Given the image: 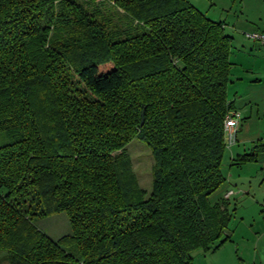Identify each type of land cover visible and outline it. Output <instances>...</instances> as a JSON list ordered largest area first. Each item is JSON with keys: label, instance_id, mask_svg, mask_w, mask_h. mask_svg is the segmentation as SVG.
I'll use <instances>...</instances> for the list:
<instances>
[{"label": "trees", "instance_id": "obj_1", "mask_svg": "<svg viewBox=\"0 0 264 264\" xmlns=\"http://www.w3.org/2000/svg\"><path fill=\"white\" fill-rule=\"evenodd\" d=\"M223 25L188 0H0L8 264H192L230 239L235 206L209 201L234 111ZM133 139L150 148L149 194L123 151ZM60 212L68 234L35 225Z\"/></svg>", "mask_w": 264, "mask_h": 264}, {"label": "rangeland", "instance_id": "obj_2", "mask_svg": "<svg viewBox=\"0 0 264 264\" xmlns=\"http://www.w3.org/2000/svg\"><path fill=\"white\" fill-rule=\"evenodd\" d=\"M190 1L208 18L215 21L230 24L234 15L239 14V10L226 7L228 0ZM106 9L112 14L119 15L111 6H107ZM247 15L256 14L247 13ZM115 21L117 23V19ZM227 90L228 98H233L232 87H227ZM234 103L235 109L242 113V107L245 104L241 106L239 101H234ZM243 115L245 114L242 113L240 121H247L249 130L246 134L243 133L247 139L238 138L235 149L238 148L237 151L241 154L248 153L256 142L264 144V107L262 105L257 108L254 105L250 119L243 118ZM6 141V136L0 132V145ZM123 151L130 160L137 184L149 194L152 188L153 164L150 148L145 142L133 139L124 146ZM221 171L225 175V180L209 195V201L214 203L222 197L225 191L231 189L232 193L228 197L231 206H235V210L225 231L230 239L215 251L194 250L192 264H264V151L258 153L256 160L239 163H232L226 151ZM35 225L52 239H57L70 232L68 219L64 212L39 218L35 221ZM3 253L0 251V264H8L3 259Z\"/></svg>", "mask_w": 264, "mask_h": 264}, {"label": "crops", "instance_id": "obj_3", "mask_svg": "<svg viewBox=\"0 0 264 264\" xmlns=\"http://www.w3.org/2000/svg\"><path fill=\"white\" fill-rule=\"evenodd\" d=\"M188 1L191 2L190 0ZM193 5L195 6V4ZM226 7L239 10V14H235L234 18H232V23L227 24L222 21L225 33L232 38L229 55L231 69L228 88L229 86L232 87L231 95L233 98L228 99L232 102L233 109L239 120L235 142L230 146L226 145L225 150V153L228 151L230 161L234 163L235 156L241 154L237 151L238 148L235 149L238 138L247 139L243 133L246 134V131L249 130V123L240 121L242 113L245 114L243 118L247 117L250 119L254 105L257 108L262 105L264 107V47L258 42L248 39L243 34L244 32L264 30V0H228ZM247 13L256 15L251 16L247 15ZM227 28L229 29L228 32ZM234 101L241 102V106L245 104L242 107V113L235 109ZM228 191H225L222 197H226L225 194Z\"/></svg>", "mask_w": 264, "mask_h": 264}, {"label": "built area", "instance_id": "obj_4", "mask_svg": "<svg viewBox=\"0 0 264 264\" xmlns=\"http://www.w3.org/2000/svg\"><path fill=\"white\" fill-rule=\"evenodd\" d=\"M245 37L248 39L258 42L262 47H264V30H256L250 32H244ZM239 120L235 111H230L226 113L224 117V131L226 136V145L230 146L235 142V135L237 131ZM232 193L229 190L225 196L228 197Z\"/></svg>", "mask_w": 264, "mask_h": 264}, {"label": "water", "instance_id": "obj_5", "mask_svg": "<svg viewBox=\"0 0 264 264\" xmlns=\"http://www.w3.org/2000/svg\"><path fill=\"white\" fill-rule=\"evenodd\" d=\"M141 116L142 117H141V123L140 124L142 125V123H143V113H141Z\"/></svg>", "mask_w": 264, "mask_h": 264}]
</instances>
